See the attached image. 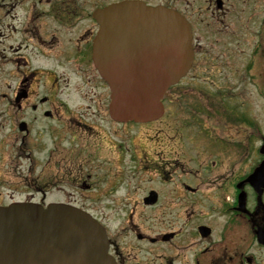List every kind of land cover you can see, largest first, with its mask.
Wrapping results in <instances>:
<instances>
[{
  "label": "flooded vegetation",
  "instance_id": "flooded-vegetation-1",
  "mask_svg": "<svg viewBox=\"0 0 264 264\" xmlns=\"http://www.w3.org/2000/svg\"><path fill=\"white\" fill-rule=\"evenodd\" d=\"M5 2L0 55L14 85H6L11 91L2 95L0 110V196L10 194L0 206L68 204L48 195L74 191L101 194L97 214L86 211L103 227L114 264H264V185L259 192L248 183L264 162V132L240 102L232 106L247 87V23L259 18L251 66L254 52L262 60L264 9L258 15L250 8L264 7V0ZM124 3L169 8L190 25L191 67L167 90L161 117L145 124L111 120L109 91L92 61L95 13ZM238 11L239 32L233 18L226 20ZM71 88L85 106L68 107L62 95ZM152 124L160 138L149 144L156 146L135 145L130 133L119 136L120 126ZM99 131L111 138L110 150ZM121 155L158 183L130 209L105 201L123 182L113 164ZM185 166L195 167L192 185L182 179ZM8 174L17 180L4 179Z\"/></svg>",
  "mask_w": 264,
  "mask_h": 264
},
{
  "label": "water",
  "instance_id": "water-1",
  "mask_svg": "<svg viewBox=\"0 0 264 264\" xmlns=\"http://www.w3.org/2000/svg\"><path fill=\"white\" fill-rule=\"evenodd\" d=\"M99 30L93 61L110 90L108 112L117 122H147L162 113L165 90L188 70V22L177 12L137 4L95 14ZM264 162L248 177L260 192ZM0 264H114L101 226L68 205L16 203L0 207Z\"/></svg>",
  "mask_w": 264,
  "mask_h": 264
},
{
  "label": "rangeland",
  "instance_id": "rangeland-1",
  "mask_svg": "<svg viewBox=\"0 0 264 264\" xmlns=\"http://www.w3.org/2000/svg\"><path fill=\"white\" fill-rule=\"evenodd\" d=\"M5 0H0V20H1V14L3 11V8L5 6ZM3 5V7H2ZM251 10H254L258 15H262L263 14V9L264 7L257 5L255 7L250 8ZM233 13V10H232ZM228 18H233V23L232 24H236V27L233 26L235 28V30L237 32H239V25L241 24V20H244L243 18H241V13L235 12L234 14L230 15L227 14L226 15V20ZM259 21H261V19L259 18L258 21H249L247 23V29H246V36H247V54H246V59L245 61H248V71L246 76H244L247 79V87H243V90H245L244 95L242 94L240 98L235 99L232 101V106H236V103L240 102L242 109L246 110L248 112V120L250 122H254V123H260V127L262 128L263 132H264V50L261 54V59L260 60V55H255L254 52V62L256 61L257 64L256 65H252V46L253 44L257 41L256 40V36L255 34L258 33L257 28H258V24ZM226 24V23H225ZM0 31H1V21H0ZM256 40V41H255ZM246 45H244L245 48ZM0 49H1V37H0ZM256 57V58H255ZM260 63H262V68L259 67V70L257 69V65H259ZM235 78H237L235 76ZM256 80V81H255ZM255 82H257V85L259 87H262L263 90V97L258 96L257 94H259L260 90L258 88L255 87ZM6 85L9 86H13L14 85V74L11 73L10 68H3L2 67V62H1V55H0V110H2L3 104H2V95L3 94H9L11 89H6ZM78 94H80L78 91L75 92L72 90L67 92V95L65 96L62 95V98H66L68 100V107L70 105L69 108H78L81 106V104L83 106L86 105V103L83 101H80V99L78 98ZM234 104V105H233ZM230 108V107H229ZM107 127V125H105ZM149 126V127H148ZM143 126V125H136V126H131V125H125V126H120V131H119V136L120 138H126L127 134L130 133L132 134V136H134V143L135 145H140L143 146L144 148H147L149 144L152 142V140L154 141V139H159V135H156V131L153 128L154 124L152 125H148ZM104 127V125H103ZM111 129H108V132H110ZM98 137H102L103 141H102V147L104 150H110L109 146H110V142H111V138L109 137V135L106 133V131L104 132H100L98 134ZM151 138H154L151 140ZM156 141V140H155ZM160 142V141H159ZM158 145V142L156 141V144H153V146ZM138 147V146H136ZM137 150H139L137 148ZM101 152V151H99ZM11 153H13V149L11 151ZM253 152L251 151L250 155H252ZM254 157V156H253ZM95 159H102V155L101 157L96 156L94 157ZM250 158V157H249ZM9 159V158H8ZM119 161L118 162H114V166L117 163L116 168L118 169L119 172V176L121 175L122 177H120V179H123L122 183L120 184V188L119 191L116 194H111L109 195V198H107L105 201L106 203L110 202L111 200H113V204L117 207H129L132 208L133 206H136L138 204V199L140 197L141 194H145V192L150 188V187H155L158 186L157 181L155 180L156 178L149 172L146 171V169H142L141 171L138 170L137 168H133L132 167V163L129 162L127 157H123L122 155L119 156ZM109 168H111L110 166H108ZM191 168V170H190ZM9 169V165L8 163H5L2 166V170L6 171ZM195 169V167H184L185 172L183 173V181L185 183H188L190 185L193 184V182L188 181V178L190 179L191 176H189V174H191L190 172L193 171ZM130 170V171H128ZM131 171H133L131 173ZM12 174H15L12 172ZM6 175L4 177V179H7L9 182H13L16 181L17 178L14 177L13 175ZM188 176H187V175ZM212 174V173H211ZM197 175V174H196ZM18 177V176H17ZM125 179H124V178ZM201 176H199L200 178ZM19 178V177H18ZM211 178V175L209 174L208 180ZM15 179V180H14ZM151 179H153L152 181H150ZM212 180V179H210ZM202 190H207V187L205 184H203L201 186ZM1 192H3V189H0ZM128 194V195H127ZM7 195L10 194H1L0 199L5 198ZM22 194H13V196L15 198H20ZM101 197V194H82L81 191H74V194H71L69 197L67 196V194H49L48 195V199L49 201H53V200H59V201H68V204H71L73 206L79 207L81 209H85L87 211H90L92 214L96 215L98 212V209L101 205V201L99 200ZM129 203L127 205V203ZM135 203V204H134ZM127 207V208H128ZM137 211H139L137 209ZM106 213H110V208L107 209Z\"/></svg>",
  "mask_w": 264,
  "mask_h": 264
}]
</instances>
